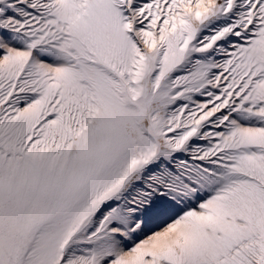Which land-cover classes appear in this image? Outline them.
<instances>
[{"label": "snow or ice", "instance_id": "6c2138e0", "mask_svg": "<svg viewBox=\"0 0 264 264\" xmlns=\"http://www.w3.org/2000/svg\"><path fill=\"white\" fill-rule=\"evenodd\" d=\"M0 264H264V0H0Z\"/></svg>", "mask_w": 264, "mask_h": 264}]
</instances>
